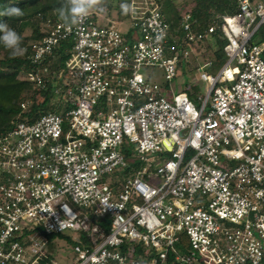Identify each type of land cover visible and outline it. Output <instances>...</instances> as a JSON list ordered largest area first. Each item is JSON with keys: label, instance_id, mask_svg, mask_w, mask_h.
I'll return each mask as SVG.
<instances>
[{"label": "built area", "instance_id": "2783aa9c", "mask_svg": "<svg viewBox=\"0 0 264 264\" xmlns=\"http://www.w3.org/2000/svg\"><path fill=\"white\" fill-rule=\"evenodd\" d=\"M235 1L203 32L185 14L178 51L148 0H128L124 30L117 8L103 24V11L71 28L44 23L31 58L70 38L71 107L16 119L0 137V264H42L46 234L69 232L72 264H264V0ZM217 28L227 60L216 73L197 66L208 86L197 106L182 91L168 99L140 71L157 66L170 81L178 55ZM47 75L44 65L26 76L43 88Z\"/></svg>", "mask_w": 264, "mask_h": 264}, {"label": "trees", "instance_id": "16d2710c", "mask_svg": "<svg viewBox=\"0 0 264 264\" xmlns=\"http://www.w3.org/2000/svg\"><path fill=\"white\" fill-rule=\"evenodd\" d=\"M116 4L102 3L104 9L110 10L114 7L119 10V18L123 19L128 16L121 9L122 3L128 2L118 0ZM152 5H156L161 12L165 21L169 24L170 33L178 38V44L175 49L178 51L185 46V32L183 31V16H189L190 30L193 32H203L209 25L220 22V16L234 12L236 8L235 0H150ZM62 0H0V12L9 6H18L24 11V16L15 18L0 15V22L7 23L15 29L22 37L21 46L24 49L23 55L13 58L8 49L0 44V137L6 134L13 126V121L22 119L27 123L34 122L41 115L48 112H54L64 115L71 107L70 101L56 102L52 98L65 93V88L70 80L67 77L65 63L70 57L72 42L70 38L63 40L59 45L54 47L52 53L39 63H34L31 58L32 43L39 42L44 35V23L59 21L55 14V9L59 7ZM182 6L184 8H182ZM29 28L30 36L23 35V32ZM133 29H129L126 37L133 35ZM222 32L217 28L210 36H204L201 40L191 42V47L198 53H201L199 46L206 42L207 49L211 47L213 40L221 38ZM209 39V40H207ZM30 43H28L29 41ZM225 43V41H224ZM211 48L209 52H211ZM206 51V50H205ZM216 55L224 53L222 48L214 51ZM46 65L48 67V77L44 87H39L27 79V74L31 71L38 70L39 67ZM67 79V80H65ZM56 89H58L56 91ZM198 101H200L198 99ZM22 102H27L25 108L21 107ZM127 167L124 173L132 171ZM106 219H102L104 221ZM106 224V221L104 222ZM106 226V225H105ZM108 227L105 228V231ZM84 233H80L84 239ZM60 233L46 234L49 240L54 241L57 237L64 238ZM70 238L69 236H67ZM85 243V242H84ZM54 256L49 251L47 257L43 259L42 264L49 263Z\"/></svg>", "mask_w": 264, "mask_h": 264}, {"label": "rangeland", "instance_id": "374dc122", "mask_svg": "<svg viewBox=\"0 0 264 264\" xmlns=\"http://www.w3.org/2000/svg\"><path fill=\"white\" fill-rule=\"evenodd\" d=\"M124 1L128 2V0ZM103 2L107 4L112 3L114 5L119 1L103 0ZM148 3L150 6H152L150 0H148ZM182 8L184 7L182 6ZM114 10V7L110 8V10L104 9L101 15L102 18L98 19V23L103 24L107 21L108 18L113 19ZM127 18L128 16L124 17V20L121 23H117L118 27L121 30H124L127 27L129 23V20ZM30 34L31 30L29 28H27L23 32V35L28 37L30 36ZM256 37L259 41H264V35L261 30L257 31ZM28 43H30V41ZM207 45L208 44L206 42H203L199 46L201 53L196 52L197 50L195 49L196 51H193L192 54L190 53L188 57L178 55V60L176 63V74L170 81L165 79L164 71L160 67L142 66L140 71L144 74L148 82L158 84L161 88V93L168 99H171L175 93L182 91L185 92L188 98L197 106L199 104L198 97L202 99L205 96L208 87L207 84L199 78V70L197 66H202V69L208 72L216 73L227 60V56L225 53H222L219 56L214 53V51H217V49L219 48L223 49L224 41H221L219 39L213 40V42L210 44V48L212 49L211 52H209L210 48L209 50L207 49ZM58 99L60 100V102L69 101L65 93H61L59 94V96L55 94V96L52 98V101L56 102ZM121 152L125 155V161L128 163V165L132 166L133 168H136L140 165V162L138 161V158L136 157V154L134 153L130 145H123V149L121 150ZM189 155L190 154L188 153L186 155V158H188ZM235 163V161L232 162V164ZM111 178L114 179L115 175L112 174ZM72 233L73 232L67 233L70 238H68L66 235L63 236L64 238L57 237L54 241H51V245L45 247V250L47 249V251H50L54 256V259L62 264H72L74 261V253L72 248L70 247L72 246L71 243L73 242L71 238ZM182 247L184 248V250L190 249V246L185 242V239H182Z\"/></svg>", "mask_w": 264, "mask_h": 264}, {"label": "clouds", "instance_id": "9594fccd", "mask_svg": "<svg viewBox=\"0 0 264 264\" xmlns=\"http://www.w3.org/2000/svg\"><path fill=\"white\" fill-rule=\"evenodd\" d=\"M103 0H62V3L54 11L57 19L65 26H72L81 23L91 12L103 11ZM121 9L125 14L132 11L127 3L121 4ZM2 16L19 18L24 16V11L18 6H9L0 12ZM164 34L157 35V41L163 39ZM0 44L9 50L10 55L15 58L23 55L24 49L21 46L22 37L7 23L0 22Z\"/></svg>", "mask_w": 264, "mask_h": 264}]
</instances>
